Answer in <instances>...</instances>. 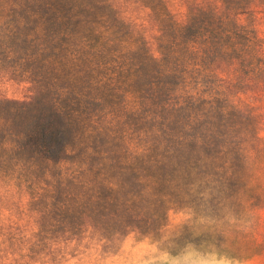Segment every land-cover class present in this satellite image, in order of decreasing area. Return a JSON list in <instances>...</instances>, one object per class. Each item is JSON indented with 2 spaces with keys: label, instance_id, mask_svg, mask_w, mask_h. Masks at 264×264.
<instances>
[{
  "label": "rangeland",
  "instance_id": "374dc122",
  "mask_svg": "<svg viewBox=\"0 0 264 264\" xmlns=\"http://www.w3.org/2000/svg\"><path fill=\"white\" fill-rule=\"evenodd\" d=\"M34 1L0 0V117L7 119L0 159H8L0 175V264H121L134 245L143 246L139 241L164 238L177 249L191 241L221 264H264V92L241 94L257 116L249 126L239 116L219 125L208 116L196 120L197 104L166 127L121 106L101 110L90 100L89 84L113 78L110 70H90L85 57L74 66V45L39 49L29 35L31 12L39 9ZM141 1L112 0V10L144 23L152 39L147 5L160 0ZM85 2L91 7L78 9L88 28L110 25L115 12L99 8V0ZM256 13L264 28V11ZM79 69L83 83L72 78ZM77 92L88 96L76 124H69L65 108ZM123 99L117 94L114 101ZM38 116L44 124H64L65 151L49 154L67 159V178L31 145ZM143 128L147 135H140ZM26 130L25 138L15 134ZM143 146L147 151L137 154ZM17 158L26 164L22 178L13 176Z\"/></svg>",
  "mask_w": 264,
  "mask_h": 264
},
{
  "label": "trees",
  "instance_id": "16d2710c",
  "mask_svg": "<svg viewBox=\"0 0 264 264\" xmlns=\"http://www.w3.org/2000/svg\"><path fill=\"white\" fill-rule=\"evenodd\" d=\"M99 1V8H108L115 16L110 25L88 28L87 14L78 9L84 4L85 9L91 7L85 0H36L33 3L39 9L31 12L36 18L29 27V35L39 49L74 45V66H79L85 57L90 60V70L93 65L99 72L110 70L113 78L102 75L89 84L90 100L101 110L121 106L122 110L140 113L143 121L159 122L162 127L173 122L174 114L190 109V104H197L199 114L193 116L196 120L208 116L219 120V125L227 116L229 120L225 123L239 116V123L244 125L247 121L246 126L250 125L248 120H256V114L241 100V94L264 92V28L256 13V8L264 11V0H160L148 4L152 11L148 18L156 28L152 39L147 36L144 23L138 24L122 10H112V0H108L111 4ZM63 5H69L66 14L62 13L66 10L61 8ZM72 18L76 20L70 27ZM82 73L81 69L75 71L74 82L77 79L84 82ZM94 87L100 89V94H95ZM117 94L123 96V102L114 101ZM87 96L77 92L70 99L71 109L65 108L69 124L78 121L80 106ZM36 119L41 122V116ZM211 119L210 124L216 126ZM5 122L7 119L0 117V127ZM37 122L30 131L36 133V142L31 145H37L39 153L50 155L47 159L60 169L62 178L69 177V171H65L67 159L53 160L49 154L65 151L59 137L64 124L41 122L38 127ZM156 131L160 132V128ZM27 132L15 134L25 138ZM140 135H147V129L143 128ZM146 151L143 146L136 152ZM7 163L8 159H0L2 178ZM25 166L17 158L13 176L22 178Z\"/></svg>",
  "mask_w": 264,
  "mask_h": 264
},
{
  "label": "clouds",
  "instance_id": "9594fccd",
  "mask_svg": "<svg viewBox=\"0 0 264 264\" xmlns=\"http://www.w3.org/2000/svg\"><path fill=\"white\" fill-rule=\"evenodd\" d=\"M138 243L143 246L134 245L125 253V259L121 264H221L219 261L204 258L191 241L185 243L180 249L175 248L167 238L148 239ZM227 264H233V262L228 260Z\"/></svg>",
  "mask_w": 264,
  "mask_h": 264
}]
</instances>
